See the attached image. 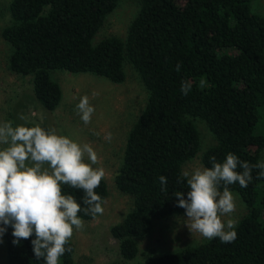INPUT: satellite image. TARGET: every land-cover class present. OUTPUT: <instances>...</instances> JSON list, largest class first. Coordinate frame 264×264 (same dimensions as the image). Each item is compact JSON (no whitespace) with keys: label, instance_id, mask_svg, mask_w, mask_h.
Returning a JSON list of instances; mask_svg holds the SVG:
<instances>
[{"label":"trees","instance_id":"1","mask_svg":"<svg viewBox=\"0 0 264 264\" xmlns=\"http://www.w3.org/2000/svg\"><path fill=\"white\" fill-rule=\"evenodd\" d=\"M119 1L10 0V19L1 35L10 46L9 69L32 75L33 99L46 110H54L63 94L52 69L89 71L121 82L128 60L140 75L147 101L128 131L114 178L117 188L132 196V208L110 226L121 256L132 258L138 252L136 238L150 233L156 219L185 212L173 194L187 195L186 182L177 181L183 163L200 148L195 117L205 120L215 137L201 153L206 167L212 166V157L223 162L228 153L250 164L261 161L264 14L251 9L252 0H139L124 39L107 35L95 40ZM182 80L193 85L187 96L180 91ZM258 171L253 170L247 188L229 186L246 207L234 242L204 239L141 262L107 264H264V178ZM161 175L168 179L167 192L161 190ZM63 190L84 207L81 190ZM96 192L107 196L106 180ZM12 231L9 226L3 235L6 264H44L33 253L35 236L14 244ZM70 247L61 264H73V241Z\"/></svg>","mask_w":264,"mask_h":264},{"label":"clouds","instance_id":"2","mask_svg":"<svg viewBox=\"0 0 264 264\" xmlns=\"http://www.w3.org/2000/svg\"><path fill=\"white\" fill-rule=\"evenodd\" d=\"M180 70L177 64L176 71ZM200 86H205L204 80ZM192 88L191 81H181L184 96ZM75 107L81 121L90 124L95 107L89 97L80 98ZM21 119L26 120L23 116ZM93 135L101 134L94 131ZM103 138L111 143L113 135L108 132ZM211 162V167L182 171L177 182H186V198L183 191L173 195L177 207L185 209V223L192 234L231 243L238 235V220L234 218L238 194L229 186L238 183L247 188L254 169L259 170L258 178H264V161L250 164L228 153L223 162L215 157ZM99 164L98 153L90 143L81 144L39 124L0 122V238L9 226L14 244L35 236L31 243L37 260L60 264V258L71 251L74 234L86 227L79 213L92 218L104 213L105 201L96 189L107 179V172ZM159 182L161 190L167 192V177L161 175ZM64 186L83 192L84 207L72 194L64 193Z\"/></svg>","mask_w":264,"mask_h":264},{"label":"rangeland","instance_id":"3","mask_svg":"<svg viewBox=\"0 0 264 264\" xmlns=\"http://www.w3.org/2000/svg\"><path fill=\"white\" fill-rule=\"evenodd\" d=\"M9 2L10 0H0V122L12 121L14 126L39 124L46 130L55 129L58 134L67 135L81 144L90 143L98 153V166L107 172L108 193L103 199L104 213L96 218H82L86 227L76 232L71 240L75 244L73 264H107L110 261L136 263L148 259L149 256L203 241L204 238L189 231L185 223V212H182L156 219L150 233L136 238L138 252L132 258L121 256L118 240L111 234L110 226L122 221L132 208V196L120 191L114 178L122 160L128 131L142 111L148 91L128 60L124 62L126 76L121 82L111 81L89 71L72 72L56 68L51 70V76L60 83L62 98L54 110L44 109L38 100L33 99L32 75L16 73L7 65L10 46L2 37L1 29L10 19ZM138 7L139 0H120L105 16L95 40L107 35L124 39ZM251 9L264 14V0H252ZM85 95L95 107V113L88 125L81 121L75 107ZM22 116L26 120H22ZM194 120L200 131V148L195 156L183 163V171L206 167L202 162L201 153L215 142V137L205 120L199 117ZM94 131L100 132L101 135H93ZM108 132L113 135L111 143L103 138ZM260 159L264 161V148ZM237 205L234 218L238 220L246 211L239 195ZM0 264H6L4 237L0 238Z\"/></svg>","mask_w":264,"mask_h":264}]
</instances>
